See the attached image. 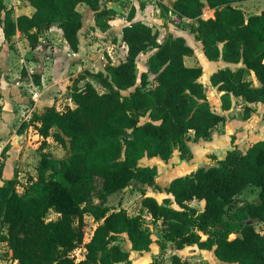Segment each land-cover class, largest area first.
Wrapping results in <instances>:
<instances>
[{
	"label": "trees",
	"instance_id": "16d2710c",
	"mask_svg": "<svg viewBox=\"0 0 264 264\" xmlns=\"http://www.w3.org/2000/svg\"><path fill=\"white\" fill-rule=\"evenodd\" d=\"M241 1L245 0H174L171 6H161L164 14L172 10L197 22L194 32L208 59L242 63L235 69L219 68L210 81L220 92L222 108L229 110L234 98L242 99L241 115L248 119L253 104L264 102V9L246 15L235 4ZM26 2L35 11L14 16L0 0V53L2 35L10 41L20 31L35 49L42 32L53 25L63 30L72 51L78 52L84 25L78 6L87 4L104 29L111 13L101 0ZM206 8L214 9V17H203ZM134 15L132 8L129 20ZM122 33L128 45L126 58L113 63L108 57L104 69L85 68L79 73L71 87L73 107L59 110L53 104L34 111L31 120L22 124L34 125L43 137L41 158L37 176L30 177L23 192L17 189L16 174L3 178L5 164L1 165L0 243L7 244L19 264H133L130 250L120 240L126 235L132 250L151 251L154 239L143 213L147 211L162 226L157 241L162 251L170 245L182 249L196 244L214 251L215 264H264V233L255 227V221L264 222V140L246 151L234 146L217 165L173 178L165 188L172 197L160 201L144 194L141 211L134 215L110 205V196L133 180L156 185L157 166L140 165V159H167L176 148L181 159L191 158L192 134L195 139L209 138L227 121L226 115L212 108L200 81L202 66L185 63L194 49L183 36L169 35L160 42L158 30L142 21L126 24ZM148 52V70L142 72L138 85L137 58ZM248 73L260 84L248 79ZM151 74L156 81L153 87L148 86ZM34 81L41 83L40 73L34 74ZM145 116L148 119L141 121ZM24 127L17 132L23 133ZM51 136L68 148L67 157L45 150ZM9 148L4 147V157ZM250 185L262 187L261 200L237 203ZM193 200L204 201V206L192 205ZM52 210L59 216L48 219ZM86 214L98 224L85 243L84 258L77 261L72 252L84 242ZM171 264L193 263L173 253Z\"/></svg>",
	"mask_w": 264,
	"mask_h": 264
},
{
	"label": "rangeland",
	"instance_id": "374dc122",
	"mask_svg": "<svg viewBox=\"0 0 264 264\" xmlns=\"http://www.w3.org/2000/svg\"><path fill=\"white\" fill-rule=\"evenodd\" d=\"M174 1V0H173ZM8 9H11L13 11L14 16H17V5H21L24 3V0H5ZM122 4L124 5L126 3V0H121ZM21 3V4H20ZM172 3V1L170 2ZM236 5L241 6L244 8L246 15H250L253 13L260 12L264 9V0H245L238 3H235ZM126 6V4L124 5ZM89 7V6H88ZM103 7L107 8L105 4ZM132 10V9H131ZM131 10H128L127 12L125 9H122V14H128L131 12ZM170 18V16H169ZM108 16L105 18L107 21ZM90 22V21H93ZM89 23H93L96 26H91ZM87 25V26H86ZM55 28L53 29V39L55 41V45L59 47V49H64V42L63 38L60 34V30L58 29V25H53ZM104 30L97 22L95 14L94 16H85V25L82 28L81 31V37L84 43V48L87 46V44H94L95 42L100 43L97 45V48H95L97 51V55L93 56L94 60L97 59V63H92L90 65H87V67H90L91 69H94L95 71L99 70L100 66L103 67L106 61H108L109 52L107 50L108 43L111 40H114L113 34H107L105 32H101L100 30ZM48 30H44L42 32V40L40 41L38 47H41L44 44H48L51 42L50 36L47 35ZM115 40H118L115 36ZM2 41H3V51L4 55H7V51L11 52V66L14 67L11 70V73L14 77H19L24 82H21V93L18 92L15 93L14 91H17V88L15 86L12 87L13 92L10 93L11 87L8 88L3 87L4 91V97L2 98V102L0 100V143H3L5 141H8V138H10L11 134H14L15 129H19V127H24L22 124L25 122H29L31 118L33 117L32 113L34 110L33 108V95H35L33 91V82L34 80V72H39L37 70L38 66L34 67L33 72H31L32 79H26L23 78L24 70H26L25 63L32 58L33 49L30 45V42L28 38L23 35H18V33L10 40H5L4 36L2 35ZM37 47V48H38ZM31 48V49H30ZM54 48V47H53ZM51 49L48 54H46L44 57L48 60V63L50 66H52V57L54 56V49ZM72 53H67L66 51H62L59 54V68L68 70L69 61L71 59ZM110 57V56H109ZM111 58V57H110ZM101 59V63H98ZM144 59V56H141L137 62L138 64V81L137 84L139 85L141 82V74L144 71V68H142V61ZM207 59V58H206ZM25 60V61H24ZM209 60V59H208ZM211 63L213 61L209 60ZM71 65V64H70ZM213 65V64H212ZM80 66H77L76 63H74V66H72V70L67 74L69 77L66 78V80L63 81L64 87L61 88V90H58L57 97V106L59 109L63 110L67 106H69L71 101V87L75 81V79L78 77L79 73L84 71V66L81 70H78ZM86 67V66H85ZM17 69V71H16ZM89 69V68H88ZM23 70V73H22ZM74 70V71H73ZM16 71V72H15ZM27 72V70H26ZM19 75V76H18ZM205 80V79H204ZM206 81V80H205ZM150 84L149 87H152L155 85L156 81L154 80L153 76L150 77L149 80ZM14 85V84H13ZM135 87H132L131 89H134ZM67 89V90H66ZM129 91V90H127ZM209 97L211 100V104L214 110L220 109V102H217V92L209 91ZM128 93V92H124ZM26 99V101H25ZM54 99V98H53ZM55 101V100H54ZM53 103V101H50ZM46 103V102H44ZM73 103V102H72ZM73 105H75L73 103ZM234 110L232 114L239 113V109H241V103L240 101H236L234 105ZM18 116V117H17ZM17 117V118H16ZM148 119V116L142 117L141 121H145ZM235 124V125H234ZM240 125V123H239ZM236 123H230V128L227 129V134L224 135L226 139H224V146L229 145L231 142L232 134L231 132H235L234 136L237 137V133L240 130V126ZM18 127V128H17ZM25 128V127H24ZM23 128V129H24ZM224 129V126L223 128ZM220 132V131H219ZM19 137L12 138L11 141H13L16 145L15 152L10 153L9 159H8V167L9 170H11V173L8 177H12L15 174L18 177V184L17 189L19 192H23L26 188V186L29 184L30 177H36L37 176V165L39 163V160L41 158V152L42 149L40 148V145L43 141V137L38 133V130L34 127V125H30L29 127L25 128L23 133H20ZM11 141L6 142L7 145L10 147ZM11 142V143H13ZM49 144L45 148L46 151L50 152L55 157H67L70 153L67 147L63 146L61 143L57 142L52 136L48 138ZM6 144H0V172H1V165L2 163L5 164L4 160L6 159L7 154L10 152V148L6 153V156L4 157L2 155V151ZM214 145V143H213ZM198 157L202 155L203 148L202 147H196V150ZM214 150H208L205 157L203 158V162L201 163L203 166H207L208 164L216 163V160L213 159L212 155H214ZM217 155V154H216ZM160 159H164L161 157H158ZM150 163L157 164L158 170H159V185L157 186H151L148 187L147 185L141 183L138 180H133L130 185L127 188L122 189L121 191L113 194L110 196L109 203L112 206L113 209H120V208H126L128 213L131 215H134L141 211V199L143 198L144 194H151L156 196L160 201H163V199L170 195L166 192L165 185L169 184L170 177L167 176L166 172L170 170L171 167L177 166L180 162L179 157L175 154V156L172 158V160L162 161V160H154L149 161ZM4 166V167H5ZM175 166V167H176ZM4 170V169H3ZM3 175V174H2ZM172 177V176H171ZM4 178V176H3ZM9 179V178H4ZM166 185V186H167ZM242 194L239 196L236 200L237 203H241L242 200L249 199L252 201L258 200V191L253 190L251 194H249L246 198H244ZM192 205L202 208L204 206V201L199 200H193L191 202ZM145 214V217L147 219V222L150 226V229L153 234L154 243L152 245L151 251L147 253H140V252H130L131 259L133 261V264H147L151 261H158L159 264H171V256L173 253L179 254L183 259H188L193 264H215L218 262V259L216 258L213 250L208 249H202L198 245H186L182 249H177L174 246H169L165 251H162L157 243V241L161 238L162 234V226L159 223H155L152 220L151 215L147 211H143ZM59 214L55 211H50L48 214V219H54L57 218ZM85 238L84 242L80 244L73 252L72 255L78 259V257H82L85 255L86 249L84 247V243L89 241L91 238L94 228L97 225V221L94 219L92 215L86 214L85 215ZM255 227L258 231L264 233V222L255 221ZM235 236V234L233 235ZM204 238H206V235H203ZM121 244L129 249L130 248V242L126 235H123L121 238ZM0 258L5 261L6 264H15L14 259L11 258L9 247L6 243L0 244ZM124 264V263H119ZM239 264V263H236Z\"/></svg>",
	"mask_w": 264,
	"mask_h": 264
},
{
	"label": "crops",
	"instance_id": "0c3cea01",
	"mask_svg": "<svg viewBox=\"0 0 264 264\" xmlns=\"http://www.w3.org/2000/svg\"><path fill=\"white\" fill-rule=\"evenodd\" d=\"M101 2H102V5L105 4V6L111 12V13H109L108 19H107V24H108L107 28H105L104 30H100V29L99 30L101 32H105L107 34H113L114 35V40H111L107 46V50H108L109 56L111 58L109 56L108 57L113 61V63H119L122 60H124L127 56L128 45L123 40L122 29L126 24H130L132 21H142V22L152 26L155 30H158L160 42L163 41L169 35L183 36L186 39V42L194 49V53L192 55L185 56V63L189 66H198V65L202 66L203 74L200 77V81L204 83L208 97H209V93H210L209 91L215 90V92H217V97H218L217 102H220V109L219 110L213 109V110L227 116L226 123L219 124L213 130L211 137L195 139L193 134H192V138L188 141V144L192 150V157L191 158L184 159V160L181 159L180 158V151L178 148H176L174 150V153L167 159H160V158H158L159 156H155V157L145 156L142 159H140V161H139L140 165H149V166L156 165L158 168L157 164H154V162L152 164L149 161L172 160V158L176 154L180 159L179 164L177 166L175 165L176 167L175 166L171 167L170 170H168L166 172L167 176L170 177L169 181H171L173 178H175L177 176L189 174L199 167H210L213 165H217L218 159L224 158L225 155L227 154L228 150L232 149L234 146H238L243 151H246L252 143L260 141V140H264V102H258V103L253 104V106L255 107V110L252 113V115L250 116V118H248V119H245L242 117V115H241L242 108L239 109L240 110L239 113L232 114L236 101L239 100L241 103V107L243 106L244 102L242 101V99L234 98L233 99V106L229 110H224L222 108L221 101H220V92H219L217 87L212 85V83L210 81L211 75L213 72H215L219 68L231 67V68L235 69V68L241 66L242 63L227 62L223 58H220L218 60H211V61H213V63H211L209 61L210 59L208 60L207 56L205 55L202 42L197 39L196 33L194 32V28L197 24V22L195 20L189 19V18H182L175 13L164 14L161 4L145 3V2L141 3L140 5H135L132 7V8H135V15H134L133 20H129L128 14L126 15V14L121 13L122 9L125 7L124 5L126 3L123 5L121 0H101ZM172 2H173V0H172ZM170 5H171V3H170ZM16 8H17V12H16L17 15H20L23 13L31 15L35 11V7L28 4L26 2V0H24L23 4L17 5ZM78 8L83 13V16H84L83 20H84V25H85V16H87V15L88 16H90V15L94 16V11L90 7H88V5L85 3L80 4L78 6ZM260 12H257V13H260ZM124 15L127 16L126 20L123 19ZM169 16H170V18H169ZM203 17L204 18L214 17V9L206 8L204 11ZM90 22L94 23V20L90 21ZM93 23H89V24L91 26H96ZM54 28L55 27L52 26L47 31V35L50 36L49 38H51V42L48 44H44L41 47L37 46L38 48L36 47L35 49L32 48L33 49L32 50L33 54L31 56L32 58L29 60V62L27 61L25 63L27 73H24L23 78H26L28 80L32 79L31 78L32 75L35 74L36 72H34L32 75H29V74H31V72H33L35 66H38L37 70H39V72H37V73L41 74V83L37 84L34 80H32L33 86H34L32 92L35 94V95H33V100H32L33 101L32 110H34V111H42L45 109V107L53 105V104H55L56 107L58 108L57 103H56L58 101L57 97H56V95H58V92H56V91L61 90V88L64 87V85L62 83L64 80H66L67 77H69V75H67V74L70 72V70H72V66H74V63H76L77 66H80L78 70H81L83 66H84V69L85 68L91 69L90 67H87V65H90V64L95 63L97 61V59H95V58H94V60H91V59H93V56L97 55V51H95L96 50L95 48H97V45H99L100 43H98V42H95L94 44L90 43V44H87V46L84 48V43H83V40L81 37V31H82L81 30L80 31V39H81L80 49L78 52H74L70 48L68 42L65 40V38L63 36V30L61 28H58L60 30V34H61V36L63 38V42H64V49H59V47L57 45H55V41L52 38L53 34H55L53 32ZM18 35H23V34L20 31H18ZM115 36L117 37L118 40H115ZM41 40H42V38H41ZM52 48L54 49V56L51 58L53 63H52V66H50L48 63V60L44 56L46 54H48ZM61 50L66 51L68 54L72 53L71 59L69 61L68 70H64L62 68L61 69L59 68V66H60L59 65V54L61 53ZM149 54H150V52L141 53L137 58V62H138L139 58L141 56H144V59L142 61V68H144V71L148 70V56H149ZM10 56H11L10 51H7V55H4L3 50L0 53V93H1L0 100H1V102H2V98L4 97L3 87H6V86L8 88L11 87L10 93L13 92L12 87L15 86L17 88V91H14V92L15 93L18 92L19 94L23 95V93H21V91H20V89H21L20 86H21V82H24V81L22 79H20L19 77H14L13 76L14 74L11 73V70L14 67H12L10 64V62H11ZM98 63H101V59L99 60ZM102 69H104V66L103 67L100 66L99 70H102ZM91 70L95 71L94 69H91ZM16 71H17V69H16ZM137 71H138V64H137ZM22 73H23V70H22ZM151 76H153V78H154L153 74H151ZM247 78L252 79L253 83L255 85L260 84L259 80L255 77V75L253 73H248ZM153 86H155V85H153ZM127 90L130 91L132 89L129 88V89L124 90L123 92H129ZM209 100H210V97H209ZM25 101H26V99H25ZM50 101H53V103ZM71 101H72V99H71ZM44 102H46V103H44ZM72 102H70L69 104H70V106L73 107L74 102L73 103ZM210 102H211V100H210ZM59 110H61V109H59ZM230 123H236L238 125L240 123L241 126L240 125L239 126L241 128H240V130H238L239 132L237 133V137L234 136V134H236L234 131L231 132V134H232V137L230 139L231 142L229 145L224 146L223 141H224V139H226L224 137V135L227 134V129H229L231 127ZM223 126H224V129H222ZM19 135H21V134H19L17 132V129H15L14 134L10 135V138H8V141L12 140L11 136L13 138H15V137H19ZM8 141H5V142L0 143V144H6V142H8ZM11 142H13V141H11ZM11 142L8 143V144H10V152L7 154L6 159L4 160V162L6 163V166L4 167V170L2 171L4 178H10V177H8V175H10L9 172L11 173V170H9V167H8V159H9L10 153L15 152L14 150L16 147L15 143L14 142L11 143ZM213 143H214V145H213ZM196 147H202L203 148V153L199 157L197 155V152L195 151ZM208 150H214L215 154L212 155V157L214 160H216V163L208 164L207 166H203L201 163L203 162V158L205 157ZM158 173H159V170H158ZM159 175H160V173L158 174L156 185H153V186H157V184L158 185L160 184L159 183ZM166 185H165V188H166ZM147 186L151 187L150 185H147ZM149 195H151V194H149ZM166 197H172V195L170 194V195H167ZM97 224H98V222H97ZM0 229H1V223H0ZM84 247H85V243H84ZM129 250H130V252L131 251L136 252V251L131 249V246H130ZM9 252H10L11 258L13 259L12 251L10 249H9ZM144 253H147V252H144ZM84 256H82V257L80 256L76 260L78 261V260L84 258ZM14 263L19 264L18 261L15 259H14ZM0 264H6V263H5V261H3V259L0 258Z\"/></svg>",
	"mask_w": 264,
	"mask_h": 264
},
{
	"label": "built area",
	"instance_id": "2783aa9c",
	"mask_svg": "<svg viewBox=\"0 0 264 264\" xmlns=\"http://www.w3.org/2000/svg\"><path fill=\"white\" fill-rule=\"evenodd\" d=\"M171 1L172 0H126V6L124 7V9L127 12L128 10H131L133 6L140 5L143 2H145V3H157V4L166 3V4L170 5ZM169 13H173V11L170 10ZM123 19L126 20L127 16L124 15Z\"/></svg>",
	"mask_w": 264,
	"mask_h": 264
},
{
	"label": "water",
	"instance_id": "95a60500",
	"mask_svg": "<svg viewBox=\"0 0 264 264\" xmlns=\"http://www.w3.org/2000/svg\"><path fill=\"white\" fill-rule=\"evenodd\" d=\"M0 184L2 185L3 184V180L1 179L0 180ZM258 189V200L257 201H260L261 198H260V194H261V191H262V187L261 186H257V185H250L248 186L245 190H244V198H246L249 194H251L253 192L254 189Z\"/></svg>",
	"mask_w": 264,
	"mask_h": 264
}]
</instances>
